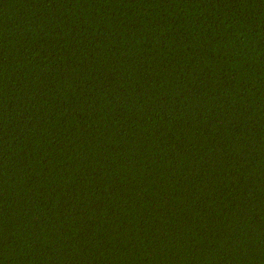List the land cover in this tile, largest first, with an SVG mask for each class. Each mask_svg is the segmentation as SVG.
I'll return each mask as SVG.
<instances>
[{
	"label": "trees",
	"instance_id": "trees-1",
	"mask_svg": "<svg viewBox=\"0 0 264 264\" xmlns=\"http://www.w3.org/2000/svg\"><path fill=\"white\" fill-rule=\"evenodd\" d=\"M0 264H264V0H0Z\"/></svg>",
	"mask_w": 264,
	"mask_h": 264
}]
</instances>
